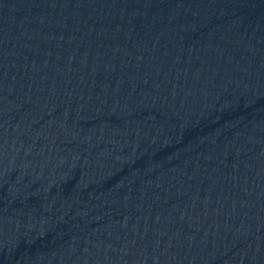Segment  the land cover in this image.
<instances>
[{
  "label": "water",
  "instance_id": "water-1",
  "mask_svg": "<svg viewBox=\"0 0 264 264\" xmlns=\"http://www.w3.org/2000/svg\"><path fill=\"white\" fill-rule=\"evenodd\" d=\"M0 264H264V0H0Z\"/></svg>",
  "mask_w": 264,
  "mask_h": 264
}]
</instances>
